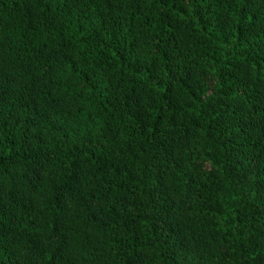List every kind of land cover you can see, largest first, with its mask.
I'll list each match as a JSON object with an SVG mask.
<instances>
[{"label":"trees","instance_id":"1","mask_svg":"<svg viewBox=\"0 0 264 264\" xmlns=\"http://www.w3.org/2000/svg\"><path fill=\"white\" fill-rule=\"evenodd\" d=\"M0 264H264V0H0Z\"/></svg>","mask_w":264,"mask_h":264},{"label":"snow or ice","instance_id":"2","mask_svg":"<svg viewBox=\"0 0 264 264\" xmlns=\"http://www.w3.org/2000/svg\"><path fill=\"white\" fill-rule=\"evenodd\" d=\"M4 85H3V82L0 81V88H2ZM0 103H3V100H2V97H0Z\"/></svg>","mask_w":264,"mask_h":264}]
</instances>
